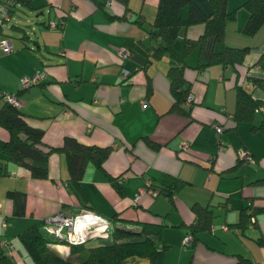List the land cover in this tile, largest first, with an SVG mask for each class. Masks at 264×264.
<instances>
[{"label": "crops", "instance_id": "0c3cea01", "mask_svg": "<svg viewBox=\"0 0 264 264\" xmlns=\"http://www.w3.org/2000/svg\"><path fill=\"white\" fill-rule=\"evenodd\" d=\"M29 1L32 6L25 7L45 15L29 18L33 23L27 22L26 28L8 22L13 8L5 23L0 18V37L10 45L7 52L0 49V92H14L20 77L43 70L38 82L16 93L18 107L30 113L28 123L40 128L42 140L49 144H59L68 134L85 143L108 145L102 166L115 177L121 193L106 174L88 163L80 178L87 197L79 201L65 184L63 152H50L47 175L32 177L0 147V243L10 240V264H34L22 244H17L16 234L23 227L57 209L74 214L82 207L125 226L136 225L123 220L161 223L160 242L166 245L158 264L189 260L233 264L237 254L249 257L252 264H264V182H255L264 176V134L251 129L249 121L234 124L231 118L234 83L243 67L252 66L250 74L263 73L259 51L256 55L249 50L241 69L205 63L209 52L221 47L211 36L205 37L200 48L194 47L184 57L182 74L190 98L180 103L187 110L177 111L168 109L172 100L165 76L168 57L149 56L146 46L157 38L134 20L143 19L142 24L149 26L156 0ZM241 1L226 0V8L236 6V12L225 23L223 41L255 46L253 37L264 35V26L251 35L240 32L246 16L245 9L238 7ZM194 2L208 11L206 0ZM52 19L62 22L52 27L48 23ZM4 24L16 32L8 35ZM202 25L187 24L177 35L196 37ZM118 47L128 49V54L119 57ZM123 69L127 72L121 76ZM252 94L261 96V90L254 87ZM260 105L252 117L254 124L264 114V103ZM212 122L223 125L218 140ZM6 137L0 126V144ZM182 142L186 148L180 147ZM244 154L252 160H245ZM163 174L185 182L167 194ZM193 201L210 206L213 217L208 229L182 243L183 235L190 232L188 224L194 221ZM241 209L252 210L254 219L243 228L233 224ZM221 224L237 231H224ZM173 243L176 252L171 250ZM48 246L67 255L65 243ZM123 264L151 263L144 256L130 255Z\"/></svg>", "mask_w": 264, "mask_h": 264}, {"label": "trees", "instance_id": "16d2710c", "mask_svg": "<svg viewBox=\"0 0 264 264\" xmlns=\"http://www.w3.org/2000/svg\"><path fill=\"white\" fill-rule=\"evenodd\" d=\"M102 1L106 4L110 2V0ZM206 1L207 12H204L194 0H156L153 17L148 22L149 26L142 24L143 19H134L147 33L157 38L154 43L146 46L149 56L156 58L165 54L168 57L165 76L172 96L168 109L182 112L187 110L180 105L185 99L188 89L187 80L182 74L184 57L194 47L200 48L205 37L211 36L214 41L221 44L219 49L209 52L205 63L228 64L238 68L249 51L250 45H227L223 41L225 23L235 18L236 6L227 9L226 0ZM16 3L32 6L29 0H3L0 5H4L5 14L0 11L1 20L7 18L9 11ZM239 5L243 6L246 11V16L240 27L241 33L251 35L259 27L264 26V0H242ZM107 16L111 15L107 14ZM193 22H202L203 24L201 32L196 37L185 35L179 37L177 35L180 27ZM3 39L8 41L6 37L1 36L0 49L7 52L10 45L8 42V50H4L1 45ZM248 67L252 66L243 67L242 74H239L243 83L238 81L234 83V104L231 118L234 124L239 121H249L251 129L264 134L263 113L257 123H252L254 113L261 109L259 106L261 107L260 104L264 101V70L260 75L248 74L245 73ZM41 72L43 75V70ZM238 73L236 72L235 75L238 76ZM25 87H20L18 80V88L14 92H0L2 99L0 102V126L7 132V137L0 144L1 151L11 161L25 167L32 177H45L47 175L48 154L52 151L63 152L67 171L65 184L79 201H85L87 197L80 184V178L88 163L106 174L110 184L117 192L121 193V187L114 180L115 177L108 174L102 166V161L109 151L108 145L85 143L68 134L62 136L59 144H49L42 140L41 129L30 125L27 121L30 113L24 112L18 107L19 100L16 93ZM254 87L261 90V96L252 94ZM4 93L14 95L17 104L4 99ZM149 144L153 145V143ZM184 182L177 177L163 174L162 184L166 187L167 194H170L172 189ZM255 182H264V176L255 179ZM190 208L194 214V221L188 224L192 239L197 231L210 227L213 211L210 206L199 204L196 201L190 204ZM250 216L253 217L252 210L244 213L241 209L233 224L243 228L247 223L254 220ZM110 220L107 241L87 243V238L84 242L68 243L67 255L65 256L48 246L49 242H57V240L46 231L39 229V226H42L41 220L27 224L16 235L34 264H123L125 257L130 255L144 256L151 264H158L161 261L162 250L166 245L160 242L161 223L123 220L124 223L136 225L132 227L116 224ZM222 225H225L226 228H223ZM220 227L224 231L229 229H233V232L237 231L236 227H230L227 224H221ZM0 264H10V258L1 245ZM186 264L194 263L189 260ZM233 264H252V261L247 256L237 254Z\"/></svg>", "mask_w": 264, "mask_h": 264}, {"label": "built area", "instance_id": "2783aa9c", "mask_svg": "<svg viewBox=\"0 0 264 264\" xmlns=\"http://www.w3.org/2000/svg\"><path fill=\"white\" fill-rule=\"evenodd\" d=\"M108 2V1H107ZM0 11L5 14L4 5H0ZM62 22L61 19L58 21L51 20L49 21V26H58ZM1 45L4 50H8V41L6 39L1 40ZM116 53L119 57L125 56L128 54V49L124 47H118ZM127 71L123 69L121 71V76H124ZM245 73L249 74V70H245ZM42 72L35 70L29 75L20 77L19 85L20 87H25L32 82L40 80ZM238 82L243 83L241 78L237 80ZM3 98L10 101L11 103L17 104V99L14 95L4 93ZM190 98V94H186L185 100ZM259 108H261L259 106ZM212 128L214 130L215 136L217 138L218 133L223 128L222 123L212 122ZM218 140V138H217ZM181 148H186V143L180 144ZM243 158L245 160H252L250 155L244 154ZM42 226L44 231H46L50 236H52L57 242L52 241V243H78L84 242L87 238L93 236L108 237V228L110 226L109 220L102 216L101 214L95 212L91 209H85L74 214H65L62 210L57 209L46 216L42 217ZM223 228H226L225 225H222ZM191 239L190 232H186L181 241L186 243ZM60 241V242H59ZM1 246L3 247L4 252L8 255L11 244L9 241H1Z\"/></svg>", "mask_w": 264, "mask_h": 264}, {"label": "rangeland", "instance_id": "374dc122", "mask_svg": "<svg viewBox=\"0 0 264 264\" xmlns=\"http://www.w3.org/2000/svg\"><path fill=\"white\" fill-rule=\"evenodd\" d=\"M238 7H242L244 8L243 6L239 5ZM237 7V8H238ZM14 12V13H13ZM45 15V12L44 13H38L37 12V9L35 8H31V9H28L27 7H25L24 5H18L16 4L14 7H13V11L11 13V18L8 22L10 21H14L16 22L17 24H20L21 26H23L24 28L27 27V22H30V23H33L32 20L29 21V18L33 19L37 16H41V15ZM1 13H0V17H1ZM2 23H5L6 22V19H2L1 20ZM30 26V25H29ZM28 26V27H29ZM3 30L5 33H7L8 35H11V34H14L16 31L12 28H10V26H7L4 24L3 26ZM254 40L256 41V44H254L255 46H251L249 50H252V51H255L256 52V55H257V52L259 51V61L261 62V64L263 65L264 67V49L262 47V43L264 42V35L262 34H255L254 35ZM263 41V42H262ZM251 53V52H250ZM246 60L248 58V55H246ZM238 68L241 69L242 66L241 65H238ZM237 80H240V76H238ZM257 91H259L258 89H255ZM264 103V101H263ZM255 114H258V113H255ZM85 209H88L87 207H82L80 208L77 212L79 211H82V210H85ZM61 210V209H60ZM63 212V211H62ZM77 212H74V213H77ZM217 212V211H216ZM216 212L214 214V216H216ZM220 212V211H218ZM65 213V212H64ZM66 214V213H65ZM10 241V240H9ZM16 242V240H14ZM107 241V238L106 237H101V236H93V237H90L86 240L87 243H101V242H105ZM18 242L19 239L17 238V244H19ZM21 243V242H20ZM188 244V243H187ZM185 245L183 248H187L188 245ZM179 247L181 248V245H179ZM190 247V245H189ZM171 250L173 252H176L177 250V246L173 243L171 245ZM199 255V254H198Z\"/></svg>", "mask_w": 264, "mask_h": 264}, {"label": "water", "instance_id": "95a60500", "mask_svg": "<svg viewBox=\"0 0 264 264\" xmlns=\"http://www.w3.org/2000/svg\"><path fill=\"white\" fill-rule=\"evenodd\" d=\"M39 229L41 230V231H43L44 230V228H43V226H39Z\"/></svg>", "mask_w": 264, "mask_h": 264}]
</instances>
